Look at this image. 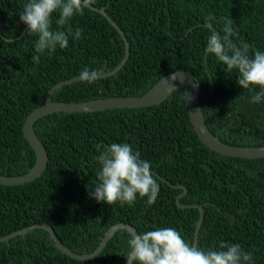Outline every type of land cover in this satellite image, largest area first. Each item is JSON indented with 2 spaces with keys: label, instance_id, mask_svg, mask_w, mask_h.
<instances>
[{
  "label": "trees",
  "instance_id": "1",
  "mask_svg": "<svg viewBox=\"0 0 264 264\" xmlns=\"http://www.w3.org/2000/svg\"><path fill=\"white\" fill-rule=\"evenodd\" d=\"M27 2L0 0V174L11 176L27 172L35 161L23 122L45 102L49 89L85 67L108 72L125 53L118 30L87 7L61 29L79 28L81 38L69 36L67 48L41 54L33 63L38 37L26 35L27 25L19 20ZM91 5L104 7L123 31L129 56L92 84L77 80L59 86L52 100L138 96L183 68L200 84L201 109L213 134L228 144L264 145V100L250 103L260 89L240 88L238 73L225 72V65L204 53L210 32L203 27L211 15L212 27L223 35L231 19L233 41L248 44L250 56L264 52V0H93ZM58 18V12L52 14V30L59 27ZM33 127L48 152L47 166L29 182L0 184V237L47 223L72 251L88 253L110 226L124 222L138 234L174 228L192 246L196 204L204 211L196 247L219 250L221 241L238 243L253 253L254 264H264V157L229 156L205 146L190 123L182 88L151 106L54 112ZM111 143H128L151 163L159 185L154 204L139 196L132 205L90 198L98 183L97 158ZM129 236L119 229L98 254L77 259L62 252L46 230L35 228L0 243V264H124Z\"/></svg>",
  "mask_w": 264,
  "mask_h": 264
},
{
  "label": "clouds",
  "instance_id": "2",
  "mask_svg": "<svg viewBox=\"0 0 264 264\" xmlns=\"http://www.w3.org/2000/svg\"><path fill=\"white\" fill-rule=\"evenodd\" d=\"M93 0H28L22 12L20 22L27 25L26 35H36L33 63L40 62L41 54H52L65 49L69 44V36L79 40L81 29L73 33L70 28L61 30L68 25L74 15H83L84 9ZM59 13L52 30V14ZM211 15L205 18L204 28L210 35L207 38L204 53L213 55L226 66L225 72L238 73L237 85L242 89L255 92L250 103H260L264 100V52L256 50L250 56L248 44L237 45L232 39L237 33L234 24L228 19L223 27V35L212 27ZM12 43V41H6ZM103 68L85 67L79 73L81 83L92 84L100 79ZM100 170L97 173L98 183L90 192V198L98 203L113 205H132L137 196L146 198V203L156 202L159 185L151 170V163L140 158V153L133 150L128 143H111L102 146L98 156ZM127 264H254L253 253L245 251L238 243L221 241L219 250H203L185 242L181 234L174 228H156L142 234L131 233L126 241Z\"/></svg>",
  "mask_w": 264,
  "mask_h": 264
},
{
  "label": "water",
  "instance_id": "3",
  "mask_svg": "<svg viewBox=\"0 0 264 264\" xmlns=\"http://www.w3.org/2000/svg\"><path fill=\"white\" fill-rule=\"evenodd\" d=\"M89 8L94 9L100 12L101 14H103L109 20V22L118 30L125 43V53L123 59L114 69L103 73L102 75L103 77L111 73H114L125 63V61L129 56L130 46L123 31L107 15V13L104 10V7L98 8L93 5H90ZM77 80H79V75L55 83L49 89L45 102L34 108L25 117L23 122V135L27 140L28 144L30 145V147L34 151L35 161L31 166V168L23 174L15 175V176L0 174V184L16 185L20 183L29 182L41 176V174L45 170L48 162V152L46 150V147L44 146V144L42 143V141L40 140V138L38 137V135L34 130L33 125L37 119L54 112H89V111L101 110L106 108H116V107L139 108V107L151 106L165 100L177 88H182L183 90L190 123L193 127L194 132L205 146L218 153L229 156H237V157H245V158L264 157V145L242 146V145L228 144L226 142H223L217 135L213 134L209 130L208 126L206 125L200 104V93H201L200 84L196 80L195 76L186 69L179 68L163 75L149 89H147L143 94L138 96L136 95L109 96L105 98H96V99L70 101V102L63 100H57V101L52 100V94L55 89H57L59 86L63 84L71 83ZM185 192L186 191L184 189V191L179 196H183ZM180 205L183 206L182 204ZM195 206H197L199 210V219L194 230V237L192 243L193 247H196L198 230L204 218V211L202 206L196 204ZM35 228L46 230L50 238L54 241L56 246L62 252L77 259H86L98 254L101 251V249L107 244L108 240L112 237V235L119 229H125L130 234L138 233L132 225L124 222H118L113 224L106 230L98 245L91 252L76 253L59 240V238L56 235V232L54 231L51 225L47 223H35L20 228L18 230L12 231L6 235H3L2 237H0V243L3 241H8L15 236L25 234L26 232ZM124 264H127L126 260Z\"/></svg>",
  "mask_w": 264,
  "mask_h": 264
},
{
  "label": "bare ground",
  "instance_id": "4",
  "mask_svg": "<svg viewBox=\"0 0 264 264\" xmlns=\"http://www.w3.org/2000/svg\"><path fill=\"white\" fill-rule=\"evenodd\" d=\"M183 188V187H182ZM198 238V237H197ZM197 246V245H196Z\"/></svg>",
  "mask_w": 264,
  "mask_h": 264
}]
</instances>
